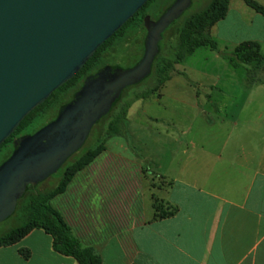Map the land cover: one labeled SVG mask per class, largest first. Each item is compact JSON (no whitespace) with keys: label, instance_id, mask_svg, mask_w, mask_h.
I'll return each mask as SVG.
<instances>
[{"label":"crops","instance_id":"0c3cea01","mask_svg":"<svg viewBox=\"0 0 264 264\" xmlns=\"http://www.w3.org/2000/svg\"><path fill=\"white\" fill-rule=\"evenodd\" d=\"M224 20L197 77L176 63L153 92L169 116L129 105L127 121L143 113L138 126L154 129L152 154L104 145L48 200L100 264H264V60L232 67L219 54L251 41L264 55V15L228 0ZM155 201L167 214L154 216ZM0 264L77 263L33 228L0 246Z\"/></svg>","mask_w":264,"mask_h":264},{"label":"water","instance_id":"95a60500","mask_svg":"<svg viewBox=\"0 0 264 264\" xmlns=\"http://www.w3.org/2000/svg\"><path fill=\"white\" fill-rule=\"evenodd\" d=\"M146 1L0 0V144ZM188 3L174 0L148 22L141 58L108 82L115 92L110 100L93 106L92 110L102 107L99 114L76 123L75 132L65 130L68 114L75 110L72 104L23 137L0 163V220L13 212L26 184L34 185L53 173L81 145L91 123L109 109L124 85L149 72L161 32Z\"/></svg>","mask_w":264,"mask_h":264},{"label":"rangeland","instance_id":"374dc122","mask_svg":"<svg viewBox=\"0 0 264 264\" xmlns=\"http://www.w3.org/2000/svg\"><path fill=\"white\" fill-rule=\"evenodd\" d=\"M209 0H189V3L184 7L177 17L161 32V37L157 41L159 48V56L173 59L174 58V42L177 34V30L184 20V18L192 12L201 10ZM174 0H148L140 11L133 17L132 20L128 21L123 28L118 31L107 43L101 51V65L116 66L121 69L131 68L134 66L142 56L144 49V40L146 37V25L150 21L156 20L172 3ZM142 18V25L140 23ZM219 21V20H218ZM216 21L213 27L210 29L213 34L217 27L223 28L225 20L218 23ZM237 24V21H236ZM235 24V25H236ZM235 28V27H234ZM233 30V29H232ZM218 45L221 44L219 39H214ZM207 46L200 47L190 57H184L178 63V68L184 69V72L191 78H196L197 73L195 69H200L202 65H205L202 55L208 50ZM154 57V56H153ZM170 74H172L174 65ZM210 66H206L208 68ZM150 72V70H149ZM148 72V73H149ZM144 75L140 78L137 83L129 85L124 88L120 94V98L115 105L109 109L97 122H95L88 131L82 145L73 153L71 157L82 155L87 150L93 149L98 142L102 145L107 146L111 149H119L115 146L117 143H125L129 147V151L136 156H143L152 154L155 146V134L153 128L139 127L138 124L145 122V114L150 115H163L169 116L168 113H164L159 109L157 103H155V95L151 90L154 85L153 74ZM237 73V70H236ZM176 80L183 82L181 77H177ZM171 88L170 85L164 86V89ZM64 91V90H63ZM54 91L47 103L38 108L33 115L25 121L19 132L13 135L14 137L25 136L36 129L47 124L58 112V109L62 102L70 98L71 92ZM150 95L149 98H147ZM147 98V99H146ZM143 101H137V100ZM146 99V100H145ZM136 100V101H135ZM128 101L129 105L134 101V109H143L145 114L141 113L134 116L133 120L126 118V111L129 107L124 109V115L121 118H117L124 103ZM141 109V110H142ZM111 127V128H110ZM107 132L108 135H107ZM13 142V141H12ZM13 145L10 147L9 141L3 143L0 146V163L3 162L12 150ZM66 163V162H65ZM62 166L57 168L51 173L45 180L38 184L37 189L48 188L56 182V177L61 174ZM20 223V215L17 211H14L4 219L0 220V235L5 234L9 229L15 227Z\"/></svg>","mask_w":264,"mask_h":264},{"label":"trees","instance_id":"16d2710c","mask_svg":"<svg viewBox=\"0 0 264 264\" xmlns=\"http://www.w3.org/2000/svg\"><path fill=\"white\" fill-rule=\"evenodd\" d=\"M243 2L250 8L264 15V7L258 5L255 1L243 0ZM227 3L228 0H209L201 10L192 12L184 18L177 30L173 47V59L161 56L158 57L159 48L157 46V51L151 61L150 72L148 73V75L151 73L153 74L154 85L151 90H155L163 84L169 78L173 64L178 63L184 57L191 54L195 48L207 46L212 50L217 49L215 42L209 37L208 30L216 21L224 16L227 10ZM143 5L136 12H134V14L127 19L110 37H108L95 49L92 55L71 78H69L61 86L54 89L52 93L54 91L61 92L63 90V92H72V90L79 86L87 74L93 73L101 65L100 54L102 49L107 46V43H109V40L113 35L120 31L128 21L133 19ZM137 25H142V18L140 19V23H137L136 26ZM219 54L222 58L226 59L232 67L244 65L247 68L249 67V69H254L264 60V55L259 52V45L251 41L241 42L230 52L220 51ZM50 95L42 103L33 108L19 122L17 127L0 144V146L7 141H9L10 147L12 146L13 139L17 138L13 135L21 130L25 121L28 120L38 108L47 103ZM119 98L120 95L113 101L110 109L118 102ZM128 105L129 102L126 101L117 118L123 117L125 113L124 109L128 107ZM108 133L109 132H107V135ZM102 148V143L98 142L93 149L87 150L82 155L70 157L66 163L62 165L61 174L56 177V182L49 188L36 189V187L25 185L24 190L16 199L13 210V212L17 211L20 215V223L9 229L5 234L0 235V246L14 243L31 229L40 228L50 235L51 245L55 251L73 257L77 264H100L99 256L94 253L90 247L83 246L79 243L59 213L49 205L48 200L53 195L61 192L71 177ZM153 205L155 209V217L167 214V212L160 208L156 201L153 202ZM20 252L23 256L27 255L26 250H21Z\"/></svg>","mask_w":264,"mask_h":264},{"label":"flooded vegetation","instance_id":"af4514ba","mask_svg":"<svg viewBox=\"0 0 264 264\" xmlns=\"http://www.w3.org/2000/svg\"><path fill=\"white\" fill-rule=\"evenodd\" d=\"M126 69H128V68H126ZM123 70H125V69H121V68L116 67V66L102 64L93 73L87 74L83 78V80L81 81L79 86H77V88L72 90L70 98L61 103V105L58 109V112L55 115V117L53 118V120L57 117V115L60 112L63 111V109L74 104L75 110L73 113L68 114L69 117H68V121L66 122V125H65V130L67 129L68 131L71 130V131L75 132L79 128L76 123L81 122L85 117H88L89 114H91V115L92 114H99V112H101L103 110V109H101L102 107L97 108V110L96 109L92 110V108H93V106L97 105V103L104 102V101L106 102L113 97V94L115 91L112 90L110 88V86H108V82L116 79ZM135 83H137V82H135ZM135 83H132V84H135ZM132 84L124 85L119 90L117 96L113 98V101L115 99H117V97L121 94V92L124 88H126ZM113 101L111 102V105H112ZM111 105H110V107H111ZM110 107H109V109H110ZM109 109L105 113L99 115V117L91 123L89 129L104 114H106L109 111ZM40 128H38V129H40ZM38 129H36L35 131H37ZM89 129H88V131H89ZM88 131H87V134H88ZM34 132H32L28 135H31ZM57 133H59V132H56L55 134H57ZM25 136H27V135H25ZM25 136H19V137L13 139L12 150L19 145L21 139ZM85 137H84V139H85ZM84 139H83V141H84ZM83 141H82V143H83ZM82 143H81V145H82ZM12 150H11V152H12ZM74 152L69 154L64 159V161H62L60 163V165L57 168L62 166L73 155ZM49 175L50 174L46 175L43 179H41L40 181H38L34 185H30V184H26V185H30L31 187H36V189H37L38 184L41 183L43 180H45Z\"/></svg>","mask_w":264,"mask_h":264}]
</instances>
